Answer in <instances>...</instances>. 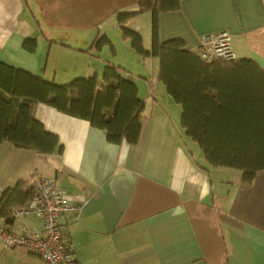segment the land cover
<instances>
[{
    "label": "crops",
    "instance_id": "0c3cea01",
    "mask_svg": "<svg viewBox=\"0 0 264 264\" xmlns=\"http://www.w3.org/2000/svg\"><path fill=\"white\" fill-rule=\"evenodd\" d=\"M137 4L0 0V62L62 85L95 74L102 83L110 62L130 77L126 54L143 57L123 36L116 12ZM179 4L158 15L161 41L178 38L197 51L203 37L225 31L236 58H251L264 70V0ZM145 16L149 30L142 36L150 49L152 12L133 16L127 26ZM105 35L115 50L108 44L97 47ZM27 37L36 39L34 51L23 47ZM143 59L152 66L149 75L133 78L145 102L137 143H114L106 129L87 119L37 103L35 119L60 144L40 153L0 142V197L20 180L31 186L33 172L57 181L82 207L79 217L67 216L61 223L74 264H264V170L246 185L243 170L210 166L186 135L182 105L159 77V58ZM10 217L0 215V226L15 231L23 224L31 230L42 226L35 212ZM0 264L45 263L25 247L5 248L0 242Z\"/></svg>",
    "mask_w": 264,
    "mask_h": 264
},
{
    "label": "trees",
    "instance_id": "16d2710c",
    "mask_svg": "<svg viewBox=\"0 0 264 264\" xmlns=\"http://www.w3.org/2000/svg\"><path fill=\"white\" fill-rule=\"evenodd\" d=\"M181 0H138L136 8L116 12L123 36L143 58H159V77L182 105L186 135L197 142L210 166L243 170L242 182L253 183L264 170V70L251 58L202 60L184 40L159 38V13L176 9ZM152 12V45L127 26L133 16ZM115 50L107 36L95 42ZM36 39L27 37L23 47L34 51ZM98 76L77 77L64 85L0 62V142L51 153L60 142L34 117L35 104L44 102L63 113L81 117L107 131L108 140L135 144L139 141L145 102L137 82L114 63ZM61 149V147H60ZM34 195L24 181L2 192L0 215L11 219L16 207Z\"/></svg>",
    "mask_w": 264,
    "mask_h": 264
},
{
    "label": "built area",
    "instance_id": "2783aa9c",
    "mask_svg": "<svg viewBox=\"0 0 264 264\" xmlns=\"http://www.w3.org/2000/svg\"><path fill=\"white\" fill-rule=\"evenodd\" d=\"M202 39L197 51L205 62L236 58L227 32L207 35ZM31 180L33 197L25 206L14 209L13 214L22 216L35 212L41 218L42 226L31 230L23 224L20 231L0 226V242L5 248L25 247L32 254H38L45 264H74V254L63 238L61 223L67 216L79 217L82 207L68 199L54 179L33 172Z\"/></svg>",
    "mask_w": 264,
    "mask_h": 264
},
{
    "label": "rangeland",
    "instance_id": "374dc122",
    "mask_svg": "<svg viewBox=\"0 0 264 264\" xmlns=\"http://www.w3.org/2000/svg\"><path fill=\"white\" fill-rule=\"evenodd\" d=\"M135 22H137V25H138L139 28H141L142 32H140L139 30L138 31L141 34L142 33L146 34L147 31L149 30L148 29L149 23H148L147 16H145V17H137ZM135 22H134V24H132V26L129 23L128 27L134 30L133 26L136 24ZM123 55H124V51H122L121 56L123 57ZM126 55L131 60V63H129V65H128V68L131 69V71H130V75L131 76L130 77L134 78L135 80L136 79L139 80V78H141V75H149L150 74L149 72H151V66L152 65H150V64L146 65L144 59L143 58L141 59V57H139V56L137 58L135 56H133V59H132L130 54H126ZM148 70H149V72H148V74H146V71H148ZM126 73H124V74H126ZM193 151H195V149Z\"/></svg>",
    "mask_w": 264,
    "mask_h": 264
}]
</instances>
